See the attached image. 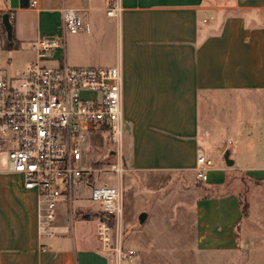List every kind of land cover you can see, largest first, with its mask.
Masks as SVG:
<instances>
[{
	"label": "crops",
	"instance_id": "1",
	"mask_svg": "<svg viewBox=\"0 0 264 264\" xmlns=\"http://www.w3.org/2000/svg\"><path fill=\"white\" fill-rule=\"evenodd\" d=\"M118 1L120 14L110 16L112 0H0V43L8 46L7 13L12 48L25 57L19 69L37 57L32 42L50 34L63 44L49 65H120L121 161L149 182L130 200L121 235V250L134 253L101 249V211L91 231L78 222L75 232L73 217L63 218L65 202L55 235L40 239L36 192L21 174L0 171V264H214L239 250H256L254 264H264V233L255 228L264 222L251 221L252 202L243 208L239 177L264 181V0ZM63 8L76 10L89 30H63ZM216 149H228L233 164L213 160ZM198 153L213 162L204 181L196 178ZM168 175L183 181L166 187Z\"/></svg>",
	"mask_w": 264,
	"mask_h": 264
},
{
	"label": "built area",
	"instance_id": "2",
	"mask_svg": "<svg viewBox=\"0 0 264 264\" xmlns=\"http://www.w3.org/2000/svg\"><path fill=\"white\" fill-rule=\"evenodd\" d=\"M121 7L112 0L107 15L118 16ZM61 26L69 33L88 31L76 10H61ZM63 44L58 34L44 35L32 42L36 59L14 75L0 63V171L19 173L23 185L37 196V233L40 239L55 235L58 206L72 200L74 188L83 182L92 186L91 199L102 219L96 239L102 250L130 258L132 249L113 244L109 217L119 225L123 214L122 191L106 181L96 186L92 169L82 167V146L104 138L116 161L110 169L123 172L122 70L120 65L71 67L46 63ZM213 165L210 156L198 153L196 178L207 179ZM93 181V180H92ZM68 200V201H67Z\"/></svg>",
	"mask_w": 264,
	"mask_h": 264
},
{
	"label": "rangeland",
	"instance_id": "3",
	"mask_svg": "<svg viewBox=\"0 0 264 264\" xmlns=\"http://www.w3.org/2000/svg\"><path fill=\"white\" fill-rule=\"evenodd\" d=\"M24 60L25 57L22 50H17L16 48H12L10 46L4 47L3 44L0 43V63L4 71L8 75H14L15 73H17L20 70L19 67L23 64ZM249 98L253 99L254 96H249ZM256 98L258 101H260L259 104H262L263 97L257 96ZM110 148L111 145L104 138L86 141V143L82 146L83 159L80 165L82 167H90L92 169L93 175L91 181L89 182L100 184L101 181H106L109 186L119 187L122 191V218L119 225L116 222L114 223V226H111L109 224L112 227L113 244L116 245V241L120 244L121 235H124L125 229L127 228L126 217L131 213L128 210L130 209V200L131 202H133L132 199L134 195L140 194L139 192L143 191L141 190V187H144V185H148L149 182H146V180H148L147 176L138 175L132 172L131 170L127 169V166L124 164V170L122 174L120 176H117L110 169V165L116 161V157L113 155V153L111 151L109 152ZM230 158L232 159V157ZM213 160H220L225 164L223 153H221L217 149L213 151ZM237 161L239 162V159ZM239 177H241L244 182L240 187V195L242 197L244 209H246L249 202H252L251 204H253V207L251 208L253 211V218H251V221H253L254 224H257L256 219L264 222V181L253 179L248 180L247 177L243 175H240ZM128 181L132 183V190L129 192H124L125 183ZM152 181L155 182L154 180ZM172 181L182 183L183 180H179V178H176L175 176L170 177L168 175L164 182L165 185H163L166 187L170 185H176L172 183ZM88 185L87 182L81 184L79 186V191H74L72 203L70 205L66 204V206H68V208L66 207L67 210L71 208L72 215H70V213L66 211L65 208L61 209L64 220L68 219V222L70 223L71 216L73 217V228L75 232H77V229H79L80 223L78 222H83L82 225H80L81 229L91 231L93 221L97 218L96 216L100 215L99 206L95 201H93L92 199V201L90 200V187H87ZM164 186H160V188ZM140 197L141 196H138V198ZM138 198L134 201L136 202ZM258 226L256 225L255 228H257L259 232L262 231L264 233V225L262 224V226ZM251 234L252 233H249V235ZM239 242V245L247 246L246 244H244V242H241V240ZM107 251H112L114 255H116V252L114 250L110 249ZM256 259V250H239L238 253L224 256L220 260L221 262L216 261L214 264H237V262L240 264H254V262H256ZM258 259L264 260V256L260 255L258 256Z\"/></svg>",
	"mask_w": 264,
	"mask_h": 264
},
{
	"label": "water",
	"instance_id": "4",
	"mask_svg": "<svg viewBox=\"0 0 264 264\" xmlns=\"http://www.w3.org/2000/svg\"><path fill=\"white\" fill-rule=\"evenodd\" d=\"M1 22H2V25L4 27L7 40H11V38H12V36H11L12 35V25H11V22L9 20V16L7 13L2 14ZM223 158H224V162L226 165H232L233 164V160L229 157V150L228 149L223 150ZM145 216H146V213L144 211L140 212L138 214V217H137L138 221L141 223L144 220Z\"/></svg>",
	"mask_w": 264,
	"mask_h": 264
},
{
	"label": "trees",
	"instance_id": "5",
	"mask_svg": "<svg viewBox=\"0 0 264 264\" xmlns=\"http://www.w3.org/2000/svg\"><path fill=\"white\" fill-rule=\"evenodd\" d=\"M7 45L10 46V47H13L14 46V39H13V37L11 38V40H8ZM114 223H115V220L112 217H109V224L111 226H114Z\"/></svg>",
	"mask_w": 264,
	"mask_h": 264
}]
</instances>
